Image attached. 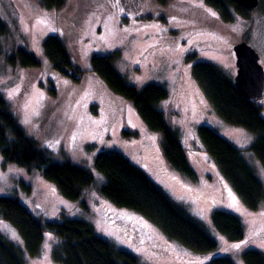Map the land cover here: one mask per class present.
<instances>
[{"label": "rangeland", "instance_id": "374dc122", "mask_svg": "<svg viewBox=\"0 0 264 264\" xmlns=\"http://www.w3.org/2000/svg\"><path fill=\"white\" fill-rule=\"evenodd\" d=\"M102 1L94 7L89 0H66L62 8L45 11L36 0H0V18L7 25L6 34L0 36V93L21 126L56 161L68 159L89 169L98 184L103 176L94 169L95 156L107 151L121 153L197 220L217 242V249L199 254L181 247L141 215L111 205L98 193L96 184L84 194L88 208L84 210L60 195L40 172L29 173L5 164L1 156L0 196L18 200L42 222L53 220L61 210L71 218L89 221L101 238L135 255L139 264H206L216 256L244 264V251L264 252V205L257 211L243 205L221 178L212 158L193 147L197 128L208 126L242 150L263 186L264 168L248 150L254 136L214 114L191 70L193 64L206 62L233 80L237 73L233 46L245 38L259 54L264 69V13L259 7L248 18L232 12V20L223 22L203 0H180L183 3L171 11L154 0H136L135 8L120 0ZM49 35L66 46L72 66L84 74L81 80L53 70L42 48ZM19 47L37 58L39 68L9 64L8 57ZM95 55L113 56L115 70L128 84L142 88L154 83L167 89L168 97L159 108L193 152L189 158L197 181L168 167L156 134L145 126L134 107L110 94L90 74V60ZM192 56L195 58L188 62ZM259 104L264 118V101ZM125 130L129 135L123 134ZM24 186L30 187L29 193ZM213 209L239 217L249 239L234 244L218 234L211 222ZM0 233L22 247L16 230L1 219ZM44 235L41 252L27 257L26 264H56L52 249L58 239Z\"/></svg>", "mask_w": 264, "mask_h": 264}, {"label": "trees", "instance_id": "16d2710c", "mask_svg": "<svg viewBox=\"0 0 264 264\" xmlns=\"http://www.w3.org/2000/svg\"><path fill=\"white\" fill-rule=\"evenodd\" d=\"M36 1L45 11L58 10L66 3V0ZM101 1L89 0L94 7H98ZM109 1L112 0H105L107 3ZM203 1L207 8L220 15L223 22L232 20V12L243 18L252 14L234 0ZM259 2V10L264 13V0ZM154 3L171 11L183 1L154 0ZM160 19L164 21V16ZM6 26L0 18V36L6 34ZM42 48L54 71L62 74H66L67 70L73 71L69 51L58 37L47 36ZM194 58L189 57L187 61ZM8 62L12 66L20 65L23 69L39 68L37 58L22 47L8 57ZM113 62L114 57L111 55L92 56L91 73L110 94L134 107L145 126L156 134L159 150L168 167L193 182L197 181V171L189 158L193 152L183 144L178 132L159 108V104L168 97L167 89L154 83L142 88L128 84L115 70ZM191 73L214 114L224 123L242 128L254 136L248 150L264 168V118L260 104L245 99L236 90L234 78L232 80L214 64L197 62L193 64ZM123 134L129 135V132L125 130ZM194 136L196 143L193 147H198V151L212 158L221 178L247 209L257 211L264 205V186L242 150L205 125L199 126ZM46 149L21 126L0 93V156L3 162L14 164L29 173L40 172L60 195L87 210L83 197L85 192L95 186L97 177L71 160L56 161ZM93 163L94 169L103 176V180L99 177L101 180L96 184V189L111 205L136 212L156 226L167 239L191 252L206 254L217 249V242L202 225L124 155L117 151L100 152ZM24 189L29 193V186H24ZM0 219L16 230L22 243L21 247L0 233V264H26L27 257H36L41 252L45 233L58 239L52 249V260L56 264H139L135 255L101 238L92 223L71 218L66 210L59 211L53 220L42 222L18 200L0 196ZM211 222L217 233L231 243H243L249 239L242 220L232 213L213 209ZM242 259L244 264H264V252L248 249L242 253ZM206 264L234 263L230 257L216 256Z\"/></svg>", "mask_w": 264, "mask_h": 264}, {"label": "water", "instance_id": "95a60500", "mask_svg": "<svg viewBox=\"0 0 264 264\" xmlns=\"http://www.w3.org/2000/svg\"><path fill=\"white\" fill-rule=\"evenodd\" d=\"M248 12L257 10L259 0H234ZM237 73L234 77L236 90L247 100L255 103L264 101V69L259 54L242 40L233 46Z\"/></svg>", "mask_w": 264, "mask_h": 264}, {"label": "flooded vegetation", "instance_id": "af4514ba", "mask_svg": "<svg viewBox=\"0 0 264 264\" xmlns=\"http://www.w3.org/2000/svg\"><path fill=\"white\" fill-rule=\"evenodd\" d=\"M120 1L121 2H125V3L126 2L130 3V5H131L132 8H135L136 5H138V2L136 0H120ZM71 69H73V71L67 70V72H66L67 76L70 79H73V80L76 79L75 81L81 80L82 77L84 76V74L80 73L79 72V69H77V68L76 69L75 68H71ZM90 74L93 75L92 73H90Z\"/></svg>", "mask_w": 264, "mask_h": 264}]
</instances>
